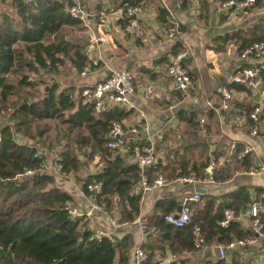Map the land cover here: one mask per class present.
<instances>
[{"label":"trees","instance_id":"trees-1","mask_svg":"<svg viewBox=\"0 0 264 264\" xmlns=\"http://www.w3.org/2000/svg\"><path fill=\"white\" fill-rule=\"evenodd\" d=\"M72 1L34 0L24 3L11 0L19 20L15 22L7 14L0 15V118H7V122L0 126V264H129L132 261L133 237L130 232L125 231L113 239L96 238L89 228L88 218L69 215L67 207L73 198L56 185L54 175L39 171L19 176L27 168H38L44 160L36 155L38 148L35 144L20 142L15 134H27L34 121L58 120L66 128L64 137L67 141L75 129L83 128L93 141L92 150L84 157L92 161L97 156L102 164L99 171L83 180L84 193L90 194L88 184L99 183L100 190L94 199L104 204L107 214L116 204L119 225L132 223L140 212L141 195L137 188L141 168L135 161L127 160L128 155H133L134 144L128 145L126 154L106 145V134L113 122H121L131 112L124 106L97 111L91 104L83 102L80 95L83 85H79L75 93L74 86H62L55 78L56 75L69 76L74 70L80 73L89 64L86 40L74 37L66 40L64 36L56 35L65 25L79 29L86 27L83 21L68 13ZM83 1L80 0L85 10ZM120 1L123 19L119 22L123 28L127 19L126 8L140 6V0ZM187 2L182 0L180 7H185ZM258 4L260 0H256L253 6ZM159 14L164 22L165 10L160 8ZM99 19L100 16L97 21ZM249 32L251 36L242 29L219 35L214 39L218 44L214 49H225L229 41H234L237 50L241 51L254 41H264V28L260 24L254 25ZM181 50L176 42L170 53L176 55ZM181 63L186 67L183 59ZM262 76L264 87V70ZM39 85H43L41 95L34 96L26 90H34ZM179 118L196 125L193 113H180ZM26 138L34 140V135ZM64 145L57 160L60 172L77 174L88 160H81L79 152L67 148L68 142ZM243 147L237 148L231 157L239 169L251 164L250 153L240 155ZM177 167L186 173L189 167L197 176L195 163H177L173 173ZM256 192L264 193V189L257 188ZM205 198L203 204L210 214L203 218L195 214L194 221L202 222L207 241L213 235L219 236L218 241H225L230 238L231 230L232 237L251 235L239 229L236 222L227 228L219 227L217 222L224 208L230 206L216 204L214 197ZM165 202L168 204L157 203L163 207L154 219L157 234L143 244L147 255L145 264H195L184 252L193 250L190 229L166 223L164 215L173 212L176 202L173 199ZM165 205L169 207L165 208ZM194 211L192 209L193 214ZM166 247L172 255L169 262L163 260ZM200 264L250 263L233 251L227 260L213 257Z\"/></svg>","mask_w":264,"mask_h":264},{"label":"crops","instance_id":"crops-1","mask_svg":"<svg viewBox=\"0 0 264 264\" xmlns=\"http://www.w3.org/2000/svg\"><path fill=\"white\" fill-rule=\"evenodd\" d=\"M83 2L88 13L84 23L86 27L79 29L74 25H65L62 26L61 31L64 32L60 35L66 40L74 37L87 41L90 70L85 76L75 70L69 76L56 75V81L62 86H74L76 93L79 85H92L102 81L112 69H129L134 75V93L124 106L131 114L121 121L126 127L127 146L119 149V152L126 154L129 144L151 141L155 147V162L152 166L141 169V174L144 172L149 177L161 175L166 180V184L154 192L143 191L140 194L139 220L126 225L118 224L114 228V236L120 237L123 232H130L134 251L140 243L145 244L150 236L157 234L154 219L163 208L157 205L158 201L168 204L165 200L173 199L177 208L183 197L196 191L202 198L201 201L192 203V209L195 210L193 215L200 218L209 215L210 210H206L203 201L205 197H214L216 204L223 203L239 211L241 219L236 224L243 232L251 234L246 211L253 196H258V199L264 197V193L256 192L257 188L264 189V175L250 176L246 172L251 165L264 161V97L258 134L253 136L247 114L256 103V96L245 86L231 82L230 77L239 68L254 63L256 59L236 57L238 45L234 41H229L225 49L216 51L214 47L218 44L214 39L238 29L246 30L251 36L249 31L256 24L264 28V0L238 12L223 11L219 0H188L185 7L175 5L180 33L171 40L167 39L164 32L159 0L138 2L140 11L135 17L140 23V37L123 31L119 22L123 19L120 0ZM9 10L15 12V7L11 6ZM99 16L105 21H97ZM176 42L180 44V52L185 53L182 59L193 76V86L185 92L174 90L172 81L166 74L167 64L173 55L170 49ZM92 62L95 64L90 65ZM222 88L233 94L227 110L219 109L223 101ZM180 113H193L196 125L192 126L180 119ZM90 141L93 144L91 139ZM247 144L253 147L250 152L251 164L248 168L239 169L238 164L231 161V157L237 148ZM127 160L134 162L133 155H128ZM186 162L197 165L195 182L172 183L175 165ZM212 162H215L213 170L210 169ZM45 164L46 169H51L46 172H52L56 185L72 196L70 205L82 208L89 206L90 197L82 190V184L88 175L101 169L102 164L97 156L92 161H85L77 174L65 175L58 172L59 165L50 168L47 161ZM141 189L140 187L138 190ZM167 207L169 206L165 205ZM263 212L264 202L260 209L264 221ZM118 217V208L114 203L109 214L94 213L88 219V225L95 232L109 227V218L117 220ZM232 233L233 230L229 237H232ZM218 240L219 236L213 235L209 237L204 249L184 252L191 256L192 262L200 264L203 260L215 257L213 245ZM237 253L242 259H255L263 264L264 240L259 239L255 246L243 248ZM158 258L159 255L156 260ZM163 260H172L168 247L165 248ZM131 263L130 260L129 264Z\"/></svg>","mask_w":264,"mask_h":264},{"label":"built area","instance_id":"built-area-1","mask_svg":"<svg viewBox=\"0 0 264 264\" xmlns=\"http://www.w3.org/2000/svg\"><path fill=\"white\" fill-rule=\"evenodd\" d=\"M24 3H32L34 0H21ZM182 0H159V5L165 10L166 16L164 21V32L168 40H171L178 36L180 33V23L176 17L174 6L179 5ZM256 0H227L220 2V8L225 12H238L252 7ZM140 11L139 6H130L125 10V16L127 17L123 26V31L131 33L134 37H140L141 27L135 15ZM68 13L79 20H87V12L83 9L80 0H73L72 5L68 9ZM101 22L105 19L101 18ZM185 56L184 52H180L176 55H172L169 63L166 67V74L171 79L172 87L174 90L185 92L193 86V76L189 69L184 67L181 63V59ZM235 56L241 59L253 57L256 61L252 64L242 66L230 77L231 82L240 84L250 90L256 96V103L252 106L248 112V119L251 121V134L256 136L258 134L259 115L262 112L261 103L264 97L263 91V76L264 70V41H254L250 45L246 46L241 51L236 50ZM95 64L92 62L90 65ZM90 70V66L87 65L81 70L80 75L85 76ZM134 93V75L127 68L110 70L107 77L92 85H84L81 90V98L84 103L91 104L97 111L104 109H111L115 106H125L129 102V98ZM223 101L219 106L221 110H227L229 108V101L233 98V94L230 90L222 88ZM204 122V119L200 120ZM126 127L121 122H113L110 130L107 132V143L109 148L123 149L127 146V137L125 132ZM253 151V147L249 144L245 145L240 155L250 153ZM36 155L41 156L38 152ZM133 159L137 165L141 168H147L155 162V147L151 141L138 142L133 146ZM59 165V164H57ZM215 166V162L211 163V170ZM60 168V165H59ZM210 170V172H211ZM46 171L45 161L35 169H25L19 176H29L35 172ZM187 173L183 169L177 167L174 171V176L171 178V182L175 184H193L196 180V175L189 167L186 169ZM250 176H263L264 175V161L257 162L251 165L247 172ZM166 184V180L161 175H155L149 177L145 173H142L138 181V188L141 187L144 192L152 193L155 189ZM87 190L90 193V204L86 208L80 206L69 205L67 207L68 213L71 217L85 216L91 218L94 213L107 214L106 208L103 203H97L94 199V195L100 190V184L92 182L88 184ZM136 190V191H137ZM264 198V197H263ZM263 198L253 196L250 199L249 209L247 212V218L250 222L251 235L246 237H230L225 241L216 242L213 245L214 256L220 260H227L231 252L241 251L243 248L252 247L257 244L259 239L264 240V221L261 218L260 209ZM201 201V194L194 192L192 195L183 197L179 202V211L174 210L164 215V220L175 227H189L192 236V248L193 250H202L207 246V237L202 227V222H195L192 212V203ZM241 219V213L232 207L224 208L221 218L217 224L219 227L227 228L232 222H237ZM139 220V217L135 218V222ZM133 221V222H134ZM124 223L123 225H126ZM118 225L117 220L109 218V227L94 232L96 238L107 237L113 239L114 228ZM147 261V255L144 251L143 244L135 248L132 254L131 264H145ZM250 264H260L255 259L249 260Z\"/></svg>","mask_w":264,"mask_h":264},{"label":"rangeland","instance_id":"rangeland-1","mask_svg":"<svg viewBox=\"0 0 264 264\" xmlns=\"http://www.w3.org/2000/svg\"><path fill=\"white\" fill-rule=\"evenodd\" d=\"M9 1L0 0V15L7 14L16 22L19 20V18L15 14V12L9 10V7L12 6ZM63 32V30H60L56 35L60 36V34ZM66 33L68 32H65V34ZM56 35H52V37H55ZM26 90H28V92L32 93L34 96H38L41 95L43 92V85L37 86L34 90L27 88ZM6 122L7 118H0L1 125ZM65 129L66 128L64 127V125H62L58 120H39L31 122L27 134H18V136L16 135L15 137L20 142H31L32 144H35L38 148L37 152L41 154V157L45 162L47 161L50 168L53 166L56 167V165L58 164V155L65 148L64 144L67 142L69 145L67 148H72V151L79 152L78 154H80L79 158L81 160L90 161L88 158L84 157V155L89 154L90 150H92L91 148H93V144H91L90 139L86 138L84 129H75L71 133L69 141H67V139L64 137ZM31 134L34 135V140H29L26 138L28 135ZM46 170L51 171V169ZM58 170V172L61 173L60 168Z\"/></svg>","mask_w":264,"mask_h":264},{"label":"water","instance_id":"water-1","mask_svg":"<svg viewBox=\"0 0 264 264\" xmlns=\"http://www.w3.org/2000/svg\"><path fill=\"white\" fill-rule=\"evenodd\" d=\"M142 192H143V190L141 189V191H139V193L142 194ZM181 200H182V199H181ZM181 200H180V201H181ZM179 209H180V204H178L176 210L179 211ZM166 223H167V222H166ZM114 237H115V236H113V238H114Z\"/></svg>","mask_w":264,"mask_h":264}]
</instances>
